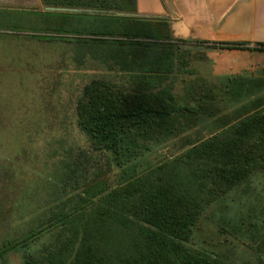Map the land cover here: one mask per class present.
<instances>
[{
	"label": "rangeland",
	"instance_id": "1",
	"mask_svg": "<svg viewBox=\"0 0 264 264\" xmlns=\"http://www.w3.org/2000/svg\"><path fill=\"white\" fill-rule=\"evenodd\" d=\"M140 4L138 12L144 15L155 7L152 2ZM46 8L37 2L21 11L42 14ZM30 20L35 19L26 16L17 30L0 27V247L4 241L15 247L0 264H23L25 254L50 248L56 239V231L48 229L52 212L76 194L75 180L107 170L105 156L93 153L78 129L76 107L84 88L97 80L130 86V74L114 64L79 56L75 43L37 39ZM198 69L204 73L205 64ZM200 78L205 77L178 74L153 93L169 106L184 109L178 103L189 91L193 100L188 110L203 115L195 128L165 146L140 143L136 149L143 153L139 171L203 211L248 176H255L253 185L261 190L264 112L244 126L239 123L264 111V95L227 105L203 90L194 95ZM256 100L259 109L250 105ZM206 116H229L232 124L219 131L221 121L214 124ZM189 139L196 144L189 146ZM74 162L83 174L71 180L67 165ZM109 177L114 183V173ZM211 213L212 209L205 214L192 240L183 243L181 262L264 264L263 250L252 247L249 240L226 236L225 246L214 245L217 231ZM87 214L69 264H178L171 247L147 230L117 219L100 202L95 201ZM42 227L46 232H40Z\"/></svg>",
	"mask_w": 264,
	"mask_h": 264
},
{
	"label": "trees",
	"instance_id": "2",
	"mask_svg": "<svg viewBox=\"0 0 264 264\" xmlns=\"http://www.w3.org/2000/svg\"><path fill=\"white\" fill-rule=\"evenodd\" d=\"M41 3L44 7L83 12L38 14L3 10L0 27L21 29L26 16H32L35 20L30 22L38 33L37 39L75 43L79 56L114 64L131 77H128L130 86L97 80L84 88L76 107L78 129L90 150L105 156L107 170L75 180L76 194L52 212L48 229L56 231L54 243L41 253L25 254L23 264H69L84 232L87 212L95 201L117 219L147 230L171 247L178 264H184L180 261L183 243L192 240L210 209L217 231L214 245L225 246L223 238L229 236L240 242L249 240L252 247L257 245L258 250H264V171L261 190L253 185L255 176H248L203 211L157 183L146 171H139L143 153L136 149L138 144L165 146L194 129L198 118L203 117L188 110L193 100L189 91L181 104L175 97L184 109L173 108L153 95L171 77L181 74V69L176 74L177 51L168 21L131 16L137 14V0H41ZM48 32L53 36H48ZM220 45L244 49L247 43ZM260 46L264 50V44ZM258 101L250 105L259 109ZM263 112L258 110L239 124L244 126ZM206 117L213 119L214 124L221 121L219 131L232 124L229 116ZM195 144L188 140L189 146ZM80 166L78 162L67 165L68 170L72 169L67 171V178L78 177ZM112 173L114 183H110ZM41 230L46 232L44 227L40 229L42 233ZM14 249L10 241H4L0 259Z\"/></svg>",
	"mask_w": 264,
	"mask_h": 264
},
{
	"label": "crops",
	"instance_id": "3",
	"mask_svg": "<svg viewBox=\"0 0 264 264\" xmlns=\"http://www.w3.org/2000/svg\"><path fill=\"white\" fill-rule=\"evenodd\" d=\"M140 1L152 2L154 10L139 13ZM37 2L41 0H0V11H21ZM137 12L168 21L177 51L176 74L181 69L183 76L205 77L193 88L194 95L203 90L227 105L264 95V0H137ZM223 43L247 46L227 49ZM202 64L204 73L198 69Z\"/></svg>",
	"mask_w": 264,
	"mask_h": 264
},
{
	"label": "water",
	"instance_id": "4",
	"mask_svg": "<svg viewBox=\"0 0 264 264\" xmlns=\"http://www.w3.org/2000/svg\"><path fill=\"white\" fill-rule=\"evenodd\" d=\"M48 12H57V13H79L83 12L82 10L75 9H65V8H46Z\"/></svg>",
	"mask_w": 264,
	"mask_h": 264
}]
</instances>
